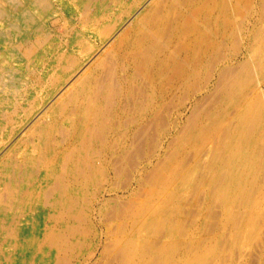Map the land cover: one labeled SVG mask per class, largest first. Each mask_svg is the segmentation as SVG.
<instances>
[{
  "label": "rangeland",
  "instance_id": "1",
  "mask_svg": "<svg viewBox=\"0 0 264 264\" xmlns=\"http://www.w3.org/2000/svg\"><path fill=\"white\" fill-rule=\"evenodd\" d=\"M13 8L44 33L21 62L0 40L22 94L0 168L60 177L30 202L52 234L37 264H264V0H0V30Z\"/></svg>",
  "mask_w": 264,
  "mask_h": 264
},
{
  "label": "bare ground",
  "instance_id": "2",
  "mask_svg": "<svg viewBox=\"0 0 264 264\" xmlns=\"http://www.w3.org/2000/svg\"><path fill=\"white\" fill-rule=\"evenodd\" d=\"M44 3H46V2L44 1ZM39 8L41 9V12L43 14V17L42 18H44L46 16V14H47V11H49V9L48 8H45L43 6V4H40L39 5ZM24 16H20L19 13H17L15 11V8H13L12 10H10V9H4L2 11L4 28L2 30H0V40L2 41V43L6 44L9 47L8 49L10 51L9 53L11 54V56L14 57V58H16V60H18L20 62L22 61V58L24 57V55L21 54V51L22 50H27V51L29 50V51H31L32 47L34 46L33 45L34 42H31V40L37 41L35 37H37V36H39V35H41V34L44 33L43 24H42L41 21L40 22H35V20H34L35 18L33 19V17H31V16L27 17V15H26V17H24ZM171 16H172V14H170V17ZM164 17L165 18L166 17H169V15L168 16L165 15ZM169 20L170 19L165 20L163 22H166V24H169V23H171V22H169ZM33 37H34V39H33ZM135 41H136V39H135ZM152 42H155V41H152ZM140 44H141V42H140ZM146 44H148V43H146ZM62 49L63 48H59L58 49L57 55H54L53 57L50 56L52 58V60H55L56 61L55 63L61 62V59L64 57V53H63L64 51ZM54 50H57V48L54 47V49H52L51 50V53H49V54L51 55L53 52H55ZM41 53H42V51H41ZM58 54L61 55V58H60V56ZM36 55L38 57H40L39 54H36ZM173 56H174V54H173ZM156 64H158V63H156ZM24 67H28V66L24 65ZM12 71L14 72L13 69H8V70L5 69L3 71V73H2V75L0 74L1 75V78L3 80V83H2L3 85L0 88V105H1V107H0V131H2L4 129V125L6 124V122L7 121H10V119H11V116L10 115L7 116L6 113L7 112H11V113L13 112V113H15V112L18 111V108H20V106H21V104H19V100H20L22 94L18 91V89H14L15 86H16L15 83L17 82L18 79L12 78V75H11L13 73ZM85 79H87V77H85L83 79L84 80L83 83H85L87 85L88 82ZM9 88L10 89H13L11 91L10 95H9V97L10 96H12V97L11 98H6L5 93H6L7 90L9 91ZM86 88L89 90V86L88 85L86 86ZM95 89H96V87H95ZM82 91H84V90L81 89L80 92H82ZM92 91H93V89H92ZM95 92H96V90H95ZM74 97H76V96H74ZM70 98H72V97H70ZM76 98H74V99H76ZM74 99H70L69 101H71V103H73V100ZM89 99H90V101L92 103V106H91V103H89L88 105L86 104L87 105L86 107H82V105H85V104H83V101H82L81 98L79 99V100H81V102L79 101L80 103H75V105H76L75 108H78L77 111H79L78 112L79 116H77V117L80 118L81 124L84 123L85 126L92 124L93 121L96 122V117L98 116L97 115V111L95 110V108H97V107H94V103L97 102L96 99H94V95L93 96L90 95V98ZM68 104L69 103L67 102V100H66V102L63 101L60 104V106H58L59 108L56 109V112H55L54 115H53V112H51V116H54V117L57 116L58 117V114L60 116L61 114L58 113V112H61L62 111V113H63L64 112L63 111V108L65 106H67ZM60 109H61V111H60ZM91 119H92V121H91ZM53 123H54V121H53ZM43 125L44 124H42L41 126H38V127H43L45 129H47V126H45V125L43 126ZM59 128H60V126H59ZM81 129H83V128H81ZM39 130L40 129H38V131ZM46 133L49 134V130H46ZM43 135H44V133H43ZM0 136H1V133H0ZM45 140H46L45 141V144H46V142L48 141L47 140V135H45ZM80 140H81V138H80ZM45 144H44V146H45ZM45 148H46V146H45ZM42 150L43 149H41L40 151H42ZM68 150H69V148H68ZM75 151H77V154L76 155L74 154L73 156H75L76 162L77 161L79 162V160L77 159V157L80 155V152L81 151L79 149L78 150L75 149ZM70 152H71V154H73L72 153V150H70ZM71 161H74V160H71ZM83 161H84V159H83ZM22 162L24 163V168H22L23 170L20 169V168H18L17 167V164H14V162H11L10 160L5 161L3 163V165L1 166V168H0V264H37L38 262H41L42 263L44 260H46V258L50 254L49 252H50V248L51 247L46 246V244L49 241L48 238L51 237L52 234L49 235L50 234V229L48 228V225L47 226L45 225V222H46V224H48V222L50 221V218H48L47 215H45L44 217H42V224L40 223L41 229L39 230L38 229V227H39V220L37 219V214H36V212H35L32 204H30V202L32 200H34L35 209H37L38 207L36 205H39V204L45 202V201H43V197L45 195L43 193V191L44 192L46 191V190H43V187L46 186L45 184L50 183L51 181L53 182L54 180H57L56 178H58V180H59L60 177H56V173H54L53 170H49L48 171L47 170V167H44L42 170L37 169V166L34 164V158H33L32 155L29 156V157H27L25 160L23 159ZM76 162H72L71 165L76 164ZM71 165L69 167H71ZM256 166H257V164H256ZM76 168L77 167L74 165V167H72L69 170L72 171L75 174L76 173ZM89 168H90V166L88 165V169ZM88 169H87V172H90V171H88ZM54 183H53V185H54ZM259 183H260V181H259ZM55 186L56 185H54V187L52 188L53 190L56 189ZM22 189H24V190H22ZM52 189H50L51 190V193L54 192V191H52ZM19 190H21V191H19ZM64 190H65V188H64ZM17 191H19L18 194H20V195L17 194ZM16 194H17V196H16ZM62 194H64V193H62ZM48 195H46V196H48ZM46 196L44 198H46ZM21 197L22 198L24 197L25 200H22ZM60 203L61 202H59L57 204L59 205ZM71 205H73V204H71ZM75 205H76V203H75ZM59 211H61V210H59ZM64 212H65V210H64ZM50 215H52V214H50ZM229 230H230V228H229ZM23 233H25L26 237H25V239L22 240L21 239V234H23ZM70 234H71V232H70ZM44 241H45V243H44ZM61 245H62V243H61Z\"/></svg>",
  "mask_w": 264,
  "mask_h": 264
}]
</instances>
